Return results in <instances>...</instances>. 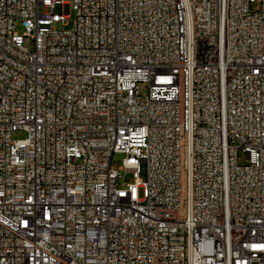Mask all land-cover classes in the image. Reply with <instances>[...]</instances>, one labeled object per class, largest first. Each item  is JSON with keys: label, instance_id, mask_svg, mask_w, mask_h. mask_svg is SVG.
Masks as SVG:
<instances>
[{"label": "built area", "instance_id": "obj_1", "mask_svg": "<svg viewBox=\"0 0 264 264\" xmlns=\"http://www.w3.org/2000/svg\"><path fill=\"white\" fill-rule=\"evenodd\" d=\"M0 264H264V0H0Z\"/></svg>", "mask_w": 264, "mask_h": 264}, {"label": "rangeland", "instance_id": "obj_2", "mask_svg": "<svg viewBox=\"0 0 264 264\" xmlns=\"http://www.w3.org/2000/svg\"><path fill=\"white\" fill-rule=\"evenodd\" d=\"M56 12L57 13H62L61 9L60 8H57L56 9ZM68 22L66 23L65 26H62L60 24L56 25V28L58 30H72L74 28V21H75V14L72 10H69L68 12ZM16 31L19 33V34H23L24 33V29L23 27L18 24L16 26ZM141 88V93L142 95H145L146 94V89L143 85L140 86ZM27 137V133L24 132V131H15L14 133H12L11 135V139L13 141H16V140H24L25 138ZM125 158V155L124 154H115L113 156V159H112V168L116 169V170H119L122 166V162ZM238 162L240 165H244L246 164V158L244 156V154L240 153L239 156H238ZM121 177L122 179H120L118 181V187L119 188H122L124 187V185L126 184H129L130 182H132L134 180V175H133V172H127V171H123L121 173ZM141 179H144V176H140ZM138 195L140 198L143 197V190L142 189H139L138 190Z\"/></svg>", "mask_w": 264, "mask_h": 264}]
</instances>
